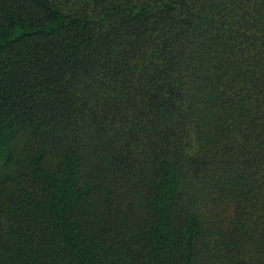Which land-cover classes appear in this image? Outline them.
Returning a JSON list of instances; mask_svg holds the SVG:
<instances>
[{"label":"trees","instance_id":"obj_1","mask_svg":"<svg viewBox=\"0 0 264 264\" xmlns=\"http://www.w3.org/2000/svg\"><path fill=\"white\" fill-rule=\"evenodd\" d=\"M0 264H264V0H0Z\"/></svg>","mask_w":264,"mask_h":264}]
</instances>
